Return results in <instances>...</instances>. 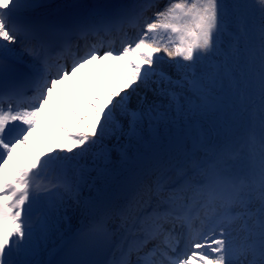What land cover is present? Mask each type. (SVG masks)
I'll return each mask as SVG.
<instances>
[{
  "label": "snow or ice",
  "instance_id": "1",
  "mask_svg": "<svg viewBox=\"0 0 264 264\" xmlns=\"http://www.w3.org/2000/svg\"><path fill=\"white\" fill-rule=\"evenodd\" d=\"M48 7L0 0V264H56L49 235L81 206L88 223L58 264H264V0ZM92 65L120 83L93 94L84 130L60 124L59 149L14 164ZM133 150L145 162L119 194L83 198Z\"/></svg>",
  "mask_w": 264,
  "mask_h": 264
},
{
  "label": "bare ground",
  "instance_id": "2",
  "mask_svg": "<svg viewBox=\"0 0 264 264\" xmlns=\"http://www.w3.org/2000/svg\"><path fill=\"white\" fill-rule=\"evenodd\" d=\"M41 2L49 5L46 9L47 12L53 15L62 16L66 11L72 10L75 6L80 7L79 9H81L82 6L87 5L92 6L98 4L129 2V0H41ZM164 2H166V0H161V3ZM86 70L97 72L103 89L96 88L93 91L92 85L86 83L84 87L86 92L83 93L84 89L79 85V82L81 75L83 74L82 71ZM107 82L108 84L106 85ZM118 83H120V77L118 74L110 73L109 75H105L96 65L85 66L81 69L72 80L67 81L65 84L60 86L59 95L55 99V103L51 106L52 115L48 117L49 122L54 125L53 129L49 133H47L45 127L40 130L37 129L36 132L38 136L36 137L34 133L29 137L27 152L25 153L23 149H18L19 155L14 154L13 163L30 164L37 156H42L44 153H50L53 149H59V137L61 135L59 131L60 124H66L68 127L73 129L84 130L85 126L81 124L80 116L89 115L90 109L88 108V102L92 99L93 94L100 96L106 102L109 91L113 90L115 85ZM71 99L77 106V108H75L76 110L71 107ZM76 113H79V115H76ZM162 135H164L161 138V140L163 139V141H161L163 146H169L171 143L174 144L177 139L181 140V133L173 128H162L160 130V136ZM45 137L47 138V142L43 144L45 147H39L35 150L33 146L36 145V140L39 138L42 142H44ZM29 150L36 152V154H32ZM179 151L181 150H177L176 152ZM140 155L147 157L149 153L146 150L141 149ZM130 156L132 159L129 163L121 165L117 162L114 165L113 173L110 177L97 180L96 187L94 189L91 191L85 189L82 194L83 198L91 199L96 198L97 196L119 194L124 184L130 178L131 172L140 164L145 162L137 159V153L135 150L130 153ZM72 210L73 208L69 209L67 213L69 214ZM88 220V214L84 211L82 206L80 207V213L78 216L72 215L70 217L67 216L65 219H59L52 231L57 228V224L63 222L64 225L57 233L51 231L46 244V249L42 254V259L45 261L52 260L66 247L71 237L77 234V232L84 227Z\"/></svg>",
  "mask_w": 264,
  "mask_h": 264
},
{
  "label": "rangeland",
  "instance_id": "3",
  "mask_svg": "<svg viewBox=\"0 0 264 264\" xmlns=\"http://www.w3.org/2000/svg\"><path fill=\"white\" fill-rule=\"evenodd\" d=\"M84 73L81 75V78H80V82H79V85L80 86H82L83 87V89H84V87H85V85H86V83H88V84H90V85H92V87H93V91H94V89H96V88H101V89H103V87L101 86V84H100V81H99V77H98V75H97V72H94V71H88V72H86V71H83ZM108 84V82L106 83V85ZM105 85V86H106ZM82 89V90H83ZM96 91V90H95ZM86 91H85V89L83 90V93H85ZM71 106L75 109V108H77V106H76V104H75V102L71 99ZM76 110V109H75ZM81 112V111H80ZM82 113V112H81ZM41 120H43L44 121V123L43 122H41V124L40 125H38V127H37V129L38 130H40V129H43V127H45V129H46V131H47V133H49L52 129H53V127H54V125H52V123L51 122H49V120H48V117H45V116H42L41 117ZM174 129V128H173ZM164 130V129H163ZM213 135H215V134H213ZM35 136L37 137L38 135H37V132L35 133ZM164 135H162L161 136V138L163 137ZM161 141H163V139L161 140ZM47 142V138L45 137V139H44V142H42L41 141V139H37L36 140V145L35 146H33V148H35V150L36 149H38L39 147H45L43 144L44 143H46ZM184 142H183V140H179V139H177V141L175 140V143L173 144V143H171L169 146H165V147H167V148H170L171 150H175V151H177V150H183V148H184ZM33 150V149H32ZM32 154H36V152H34V151H31V150H29ZM79 213H80V207L79 208H76V207H74L73 208V210H72V212H70L69 214L67 213V216H72V215H74V216H78L79 215ZM63 219H65V218H63ZM63 222H61V223H59V224H57L56 225V229H54L52 232H54V233H57L58 232V230L59 229H61L62 227H63Z\"/></svg>",
  "mask_w": 264,
  "mask_h": 264
}]
</instances>
